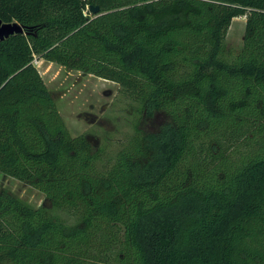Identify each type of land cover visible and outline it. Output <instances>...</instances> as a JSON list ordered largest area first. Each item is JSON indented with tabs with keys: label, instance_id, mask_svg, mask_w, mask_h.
Returning <instances> with one entry per match:
<instances>
[{
	"label": "trees",
	"instance_id": "trees-1",
	"mask_svg": "<svg viewBox=\"0 0 264 264\" xmlns=\"http://www.w3.org/2000/svg\"><path fill=\"white\" fill-rule=\"evenodd\" d=\"M0 19L23 28L0 41V175L51 205L0 184V264H264V0H0ZM36 55L118 83L126 144L72 135Z\"/></svg>",
	"mask_w": 264,
	"mask_h": 264
},
{
	"label": "rangeland",
	"instance_id": "rangeland-1",
	"mask_svg": "<svg viewBox=\"0 0 264 264\" xmlns=\"http://www.w3.org/2000/svg\"><path fill=\"white\" fill-rule=\"evenodd\" d=\"M246 19L235 17L227 32L226 45L232 54H238L243 48ZM33 62L54 94L72 135L88 134L96 145L109 142L113 154L126 144L134 130V111L118 83L70 69L39 55ZM162 121L155 116L146 120L143 128L155 131ZM0 184L34 207L51 206L42 191L14 177L0 175Z\"/></svg>",
	"mask_w": 264,
	"mask_h": 264
},
{
	"label": "water",
	"instance_id": "water-1",
	"mask_svg": "<svg viewBox=\"0 0 264 264\" xmlns=\"http://www.w3.org/2000/svg\"><path fill=\"white\" fill-rule=\"evenodd\" d=\"M89 10L94 14L100 12V8L93 5L89 6ZM22 31L23 28L18 23H6L0 19V41L8 38L15 33H21Z\"/></svg>",
	"mask_w": 264,
	"mask_h": 264
}]
</instances>
